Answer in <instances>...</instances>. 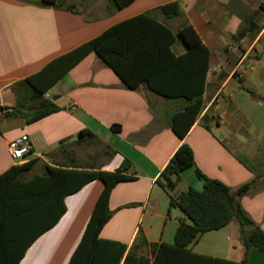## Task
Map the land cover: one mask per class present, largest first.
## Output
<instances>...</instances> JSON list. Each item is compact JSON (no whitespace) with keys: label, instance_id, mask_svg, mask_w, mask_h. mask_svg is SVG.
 Listing matches in <instances>:
<instances>
[{"label":"crops","instance_id":"obj_1","mask_svg":"<svg viewBox=\"0 0 264 264\" xmlns=\"http://www.w3.org/2000/svg\"><path fill=\"white\" fill-rule=\"evenodd\" d=\"M170 3L178 4L179 16L165 18L159 12L158 8ZM106 8L107 4L101 16L89 17L77 10L0 0V106L13 107L11 86L38 72L54 57L116 24L148 14L172 33L191 26L209 51L204 107L196 121L182 140L177 138L169 122L186 101L163 99L144 85L130 90L95 53H90L49 90L51 96L45 95L50 100L57 97L53 102L59 112L32 124L19 119L22 122L0 128V175L33 159L38 161L31 171L40 165L41 172L32 176L41 175L45 166L60 164L50 163L51 158L73 159L65 146L82 142L85 138L79 133L87 130L102 148L96 152L98 169L112 172L128 162L127 174L136 177L112 190L109 209L114 214L101 230V239L128 248L140 235L149 244H172L180 222L188 220L177 208L170 207V197L189 188L202 189L203 182L194 168L224 183L233 193L256 177V193L240 198L239 203L264 230V101L254 100L244 91L264 98V0H135L112 14ZM242 26L246 28L244 36L234 39ZM170 50L176 56L187 51L177 40ZM197 61L195 58L194 76L201 69ZM182 75L179 73L180 78ZM114 125L119 129L112 131ZM22 134L29 137L33 149L24 161L14 163L7 144ZM76 136L79 138L75 141ZM182 144L191 149L194 168L184 170L175 189L168 191L156 180ZM102 188V183L95 180L66 197L65 214L28 247L19 264H68ZM134 203L135 207H127ZM144 249L150 259L149 248ZM188 249L196 255L233 262L243 258L235 222L204 233ZM142 252L139 250V255ZM247 264H264V252L250 250Z\"/></svg>","mask_w":264,"mask_h":264},{"label":"trees","instance_id":"obj_2","mask_svg":"<svg viewBox=\"0 0 264 264\" xmlns=\"http://www.w3.org/2000/svg\"><path fill=\"white\" fill-rule=\"evenodd\" d=\"M21 1L38 7L76 12L71 5L64 6L68 0ZM134 1L107 0L106 12L112 14ZM158 10L165 18L181 14L177 3L167 4ZM245 32L246 28L242 26L234 39H241ZM176 40L183 42L187 49L182 55L176 56L170 50ZM90 53H95L123 81L126 88L136 90L144 85L163 99L186 101V105L174 113L169 122L177 138L182 140L186 136L204 107L202 95L209 69V51L201 44L191 26L185 25L172 33L148 14L135 16L108 28L94 39L54 57L38 72L13 84L10 90L15 105L8 110L0 106L1 117L23 119L28 125L59 112L61 109L45 95ZM195 58L201 67L197 76L192 72ZM179 73H183L181 78ZM244 91L252 99L264 101V98ZM206 117L202 120L205 121ZM118 129L117 125L111 127L112 131ZM79 135L94 138L87 130ZM98 156L96 154L85 162L69 159L54 167L45 166L43 174L27 179L26 175L38 161L33 159L12 166L0 175V264H19L28 247L53 228L65 214L66 197L78 193L95 180H99L103 188L68 264H247L250 250L264 252V230L239 203L240 198L256 193V177L233 193L224 183L210 179L194 168L192 151L185 144L174 152L156 180L158 186L172 191L179 183L181 173L194 168L197 178L203 182L200 191L189 188L170 197V207L177 208L188 220V223L184 220L180 222L173 243L149 244L140 235L128 248L120 242L101 239V230L114 214L109 209L112 190L119 183L133 181L136 177L127 174L130 167L128 162L112 172L98 169ZM136 205L129 204L127 207ZM232 222L238 225L239 242L243 248L240 262L196 255L188 249L204 233L219 230ZM144 248H149L150 259L139 255V250Z\"/></svg>","mask_w":264,"mask_h":264},{"label":"rangeland","instance_id":"obj_3","mask_svg":"<svg viewBox=\"0 0 264 264\" xmlns=\"http://www.w3.org/2000/svg\"><path fill=\"white\" fill-rule=\"evenodd\" d=\"M107 4V0H68L64 6L71 5L75 10L89 16V17H96L101 16L104 14L105 5ZM52 91H48L47 94L49 96L52 95ZM18 122H22V120L19 119H3L0 115V128L5 130L9 127H12L14 124H17ZM79 138L76 136L74 139ZM66 147V152L69 154L68 156L72 157L73 159L77 160L78 162H85L88 161L90 157L95 156L96 152H99L102 150L100 146L95 144L92 139L85 138L80 143L72 142ZM99 155V154H98ZM69 158V157H68ZM99 158V156H98ZM52 160H49L50 163H61L62 161H65L64 156H56L51 158ZM66 162V161H65ZM100 162V158L98 159V163ZM40 165L37 166L31 173H29L26 177L29 178L33 174L40 173ZM142 254L144 256L148 255V251L145 249H142Z\"/></svg>","mask_w":264,"mask_h":264},{"label":"built area","instance_id":"obj_4","mask_svg":"<svg viewBox=\"0 0 264 264\" xmlns=\"http://www.w3.org/2000/svg\"><path fill=\"white\" fill-rule=\"evenodd\" d=\"M32 149V143L26 134L14 138L7 144V153L14 163L24 161L25 157L31 154Z\"/></svg>","mask_w":264,"mask_h":264},{"label":"water","instance_id":"obj_5","mask_svg":"<svg viewBox=\"0 0 264 264\" xmlns=\"http://www.w3.org/2000/svg\"><path fill=\"white\" fill-rule=\"evenodd\" d=\"M56 99H57V97H53V98H52V101H55ZM4 109H5V110H8L9 107H4Z\"/></svg>","mask_w":264,"mask_h":264}]
</instances>
